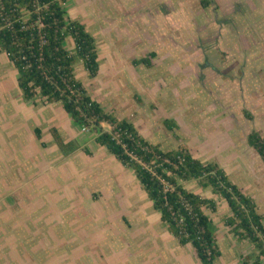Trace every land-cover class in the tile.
Instances as JSON below:
<instances>
[{
	"label": "crops",
	"instance_id": "obj_1",
	"mask_svg": "<svg viewBox=\"0 0 264 264\" xmlns=\"http://www.w3.org/2000/svg\"><path fill=\"white\" fill-rule=\"evenodd\" d=\"M94 4L93 0H65L63 6L67 17L83 23L96 40L90 25H100L102 16L95 14ZM66 41L72 43L73 49V39L67 36L65 44ZM140 57H134L132 63ZM114 58L116 64L117 54ZM98 60L100 70L99 52ZM135 65L149 67L151 60L149 66ZM8 67V57L0 52V264H201L190 244L180 245L168 231L135 173L95 139L86 147L85 140L63 138V133L68 134L73 126H81L63 108L59 114L63 120H46V114H50L49 108L45 112L46 103L40 102L44 109L27 104L18 88L16 72L10 78ZM75 75L85 86L76 68ZM144 83L145 86L140 84L142 91L149 90L146 85L152 86L151 82ZM217 111L209 110L210 116L205 118L215 128L214 134L211 130L201 133V117L197 115L187 122L191 129L189 140L172 143L144 135L123 108L112 113L130 121L140 135L163 151L184 147L202 162L218 163L245 194L254 198L257 211L264 213L260 207L261 201L264 204V161L254 156L252 163L248 156H240L234 150L225 152L227 157L213 156L212 149L205 146L214 141L212 137L223 138L224 142L232 139L221 132L223 121L215 120L219 118ZM178 126L174 117L168 120L169 128ZM54 132L60 138H54ZM245 143L254 150L247 139ZM182 184L187 190L216 201L215 211L206 210L216 228L220 249L212 264H253L258 251L247 240H238L226 224L231 214L226 201L197 180ZM219 209L223 215L216 221L212 215ZM29 212L34 213L28 216ZM127 212L133 220H127ZM241 243L249 248L240 250ZM258 264H264V258Z\"/></svg>",
	"mask_w": 264,
	"mask_h": 264
},
{
	"label": "rangeland",
	"instance_id": "obj_2",
	"mask_svg": "<svg viewBox=\"0 0 264 264\" xmlns=\"http://www.w3.org/2000/svg\"><path fill=\"white\" fill-rule=\"evenodd\" d=\"M207 1L204 7L200 0H93L95 14L102 16L100 25H90L101 69L96 77H90L81 60H75L74 66L89 92L102 100L108 111L123 108L154 141L189 140L187 122L197 115L201 133L211 130L214 134L215 128L205 118L210 116L209 110H218L215 120L223 121L221 132L232 139L224 142L212 137L207 149H212L213 156L226 157L225 152L234 150L254 163V156H260L245 141L251 130L264 137V0ZM66 47L73 50L70 41ZM151 52L155 53L151 66L132 63L134 57ZM115 54L116 64L112 61ZM8 69L12 78L16 70L10 61ZM144 80L152 85H146L147 91L140 87L145 86ZM40 102L36 98L34 103H26L44 109ZM47 108L50 114L46 120H63L59 119L60 103H46L45 112ZM173 117L179 126L169 128L168 120ZM104 128L109 127L104 124ZM96 134L73 126L63 138L85 140L87 147ZM44 136L48 140V134ZM55 137L60 138L54 132ZM260 207L264 210L262 201ZM222 215L219 209L212 217L218 221ZM126 218L133 220L129 212ZM238 247L249 248L245 243Z\"/></svg>",
	"mask_w": 264,
	"mask_h": 264
},
{
	"label": "trees",
	"instance_id": "obj_3",
	"mask_svg": "<svg viewBox=\"0 0 264 264\" xmlns=\"http://www.w3.org/2000/svg\"><path fill=\"white\" fill-rule=\"evenodd\" d=\"M65 0H0V52L16 70L22 98L34 102H60L79 126L95 131V140L136 175L142 189L159 211L161 221L180 245L190 244L201 264H212L220 255L216 228L206 210L215 211L216 201L187 190L183 182L197 180L224 199L231 214L226 224L238 240H247L258 251L253 264L264 258V213L216 162H202L188 149L163 151L147 141L127 119H118L93 99L75 75L81 60L90 77L99 70L94 36L85 25L66 15ZM208 5L207 0H200ZM74 42L66 47V37ZM155 53L133 60L150 65ZM104 124L109 128H104ZM37 137L40 130L35 129ZM247 143L264 161V138L256 130Z\"/></svg>",
	"mask_w": 264,
	"mask_h": 264
},
{
	"label": "built area",
	"instance_id": "obj_4",
	"mask_svg": "<svg viewBox=\"0 0 264 264\" xmlns=\"http://www.w3.org/2000/svg\"><path fill=\"white\" fill-rule=\"evenodd\" d=\"M87 127H82V129H86Z\"/></svg>",
	"mask_w": 264,
	"mask_h": 264
}]
</instances>
